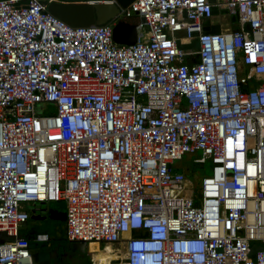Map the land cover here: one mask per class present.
<instances>
[{
	"label": "built area",
	"instance_id": "built-area-1",
	"mask_svg": "<svg viewBox=\"0 0 264 264\" xmlns=\"http://www.w3.org/2000/svg\"><path fill=\"white\" fill-rule=\"evenodd\" d=\"M50 1L0 0V264H38L27 204L59 201L106 264H264V0H132L89 26ZM217 13L236 25L206 30ZM197 152L198 191L178 168Z\"/></svg>",
	"mask_w": 264,
	"mask_h": 264
},
{
	"label": "rangeland",
	"instance_id": "rangeland-1",
	"mask_svg": "<svg viewBox=\"0 0 264 264\" xmlns=\"http://www.w3.org/2000/svg\"><path fill=\"white\" fill-rule=\"evenodd\" d=\"M223 14L224 13L215 14L214 18H213V22L216 24H220L221 26H224L227 23H230V25H233V26L236 25V21H233L231 17L229 19L223 18L222 17ZM132 18H134V22L137 21L136 17H130V19H132ZM119 19L120 18L118 17L116 19V22H118ZM114 21H115V19H111L109 22L113 23ZM116 35H119V34H117V31H116ZM120 44H126V43H120ZM199 155H200V152H197V153L193 154L192 156L186 155L181 162H178L179 165H181L183 167H186L188 169L191 168V170H192V175H191L192 179L191 180H192V183H193L195 188L199 187L201 178L203 176L209 175L211 172L210 160H207L202 165L194 163L193 159ZM50 204H51V206L53 205L52 208H54V206H55L56 208H58L61 211V214L59 213L60 214L59 216L58 215L57 216H55V215L49 216L48 210H47L49 203H45V204L40 206L41 209H40V207H37L33 212H31L30 217H36V218H33L32 220H36L37 222L42 223L43 227L47 231V233L52 238H54V239H52V241H50L48 243V244H52V248L54 250L58 249V251H55V253L51 259V260H53V264L54 263L55 264H64L66 262V260H68V259L72 263H73V261H76V264H86V262H84L82 260V257L85 256V253L87 256L86 260H88V257L93 256V254H95V252L99 249L98 243L91 242L89 244V246L83 245V244L77 245L78 250H76V248H75L76 242L68 241L66 239V235H65V214H66L65 202L59 201V202H52ZM30 220H31V218H30ZM39 244H42V243H39ZM100 248H102L101 245H100ZM107 249H108V247L105 249H101V250L106 252ZM37 250H38V252L36 254L37 256L35 257V259L37 258L38 261H42L43 258L46 259L47 251H45L43 247H38Z\"/></svg>",
	"mask_w": 264,
	"mask_h": 264
},
{
	"label": "water",
	"instance_id": "water-1",
	"mask_svg": "<svg viewBox=\"0 0 264 264\" xmlns=\"http://www.w3.org/2000/svg\"><path fill=\"white\" fill-rule=\"evenodd\" d=\"M132 0H52L48 4L51 14L58 17L70 26H89L103 24L111 19H115L120 11L119 7H126ZM134 22V18L119 19L113 28L118 27L123 21H127L133 30L132 41L135 40V26L139 19ZM234 20V18H232ZM59 210V209H58ZM58 213H61L59 210ZM259 245L251 247V255L259 248Z\"/></svg>",
	"mask_w": 264,
	"mask_h": 264
},
{
	"label": "crops",
	"instance_id": "crops-1",
	"mask_svg": "<svg viewBox=\"0 0 264 264\" xmlns=\"http://www.w3.org/2000/svg\"><path fill=\"white\" fill-rule=\"evenodd\" d=\"M225 19H229V18H225ZM205 29L209 30V31H218L219 30V24L214 23L209 28L205 27ZM116 31H117V34H119V35H116ZM132 35H133V30L130 27V25H128L127 21H123L122 24H120L118 27H116L114 29V32H113V38H114L115 42H118V43H128V42L132 41ZM191 47H193V45H191ZM178 168L183 169L185 171V167H183L179 164H178ZM43 204H45V203H38L37 202V203H28L27 204L26 208H27V211L29 214V218L26 221V223H24L23 226L21 227L19 233L21 236H23V237H25L31 241L30 242L31 243V246H30L31 249L30 250H31V253L33 255V259H34L35 263L53 264V260H51V259L55 253V250L52 248V244L45 245V244H39V243L33 241V239L37 233H47V231L44 229L42 223H39L36 220H32L33 218H36V217H30V213L33 212L37 207H40ZM52 206L49 203V206L47 208L49 216H53V215L59 216L61 213L60 214L58 213L59 212L58 208H56L55 206H54V208H52ZM40 209H41V207H40ZM30 218H31V220H30ZM52 239H54V238H52L50 236V241H52ZM38 247H43L44 250L47 251V253L45 252L47 254L46 259L43 258L42 261H38L37 258H36L37 260L35 259V257L37 256L36 254L38 252V250H37ZM107 251H111V248L108 247ZM64 264H76V261H73V263H72L68 259V260H66V262Z\"/></svg>",
	"mask_w": 264,
	"mask_h": 264
},
{
	"label": "bare ground",
	"instance_id": "bare-ground-1",
	"mask_svg": "<svg viewBox=\"0 0 264 264\" xmlns=\"http://www.w3.org/2000/svg\"><path fill=\"white\" fill-rule=\"evenodd\" d=\"M92 242H94V241H92ZM89 244H88V246H89ZM100 249H102V248H99L95 252V254H93V256H94V259L99 260L101 262V264H106L110 259H113L116 257V254L113 253L112 251L104 252L103 250H100Z\"/></svg>",
	"mask_w": 264,
	"mask_h": 264
},
{
	"label": "trees",
	"instance_id": "trees-1",
	"mask_svg": "<svg viewBox=\"0 0 264 264\" xmlns=\"http://www.w3.org/2000/svg\"><path fill=\"white\" fill-rule=\"evenodd\" d=\"M193 47H196V44H193ZM190 169V170H189ZM186 168L185 167V176H186V178L187 179H189V180H191L192 178H191V175H192V170H191V168ZM192 181V180H191ZM196 189V191H198V188H195ZM71 242V241H70ZM42 244H45V245H48L47 243H42ZM50 245V244H49ZM75 245H76V250H78L77 249V245H79L78 243H75ZM101 247H102V244H101ZM100 248V247H99ZM55 251H58V249L57 250H55ZM85 253V252H84ZM86 258H87V256H86V253H85V256H83L82 257V260L84 261V262H86V264H91L90 263V260H89V257H88V260H86ZM88 262V263H87Z\"/></svg>",
	"mask_w": 264,
	"mask_h": 264
}]
</instances>
